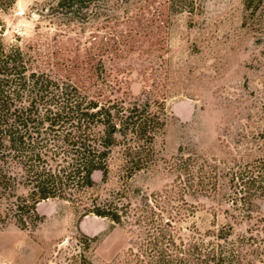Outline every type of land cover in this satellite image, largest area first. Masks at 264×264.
Returning <instances> with one entry per match:
<instances>
[{"label":"rangeland","instance_id":"obj_1","mask_svg":"<svg viewBox=\"0 0 264 264\" xmlns=\"http://www.w3.org/2000/svg\"><path fill=\"white\" fill-rule=\"evenodd\" d=\"M55 1L15 0L0 12L4 43L30 69L100 103H140L164 124L137 164L118 144L91 187L39 201L35 227L18 226L12 196H1L0 264H123L145 200L184 239L261 264L264 182L246 191L239 176L264 163V0H192V11L189 0H82L78 10ZM99 202L126 206L128 220L87 211Z\"/></svg>","mask_w":264,"mask_h":264},{"label":"trees","instance_id":"obj_2","mask_svg":"<svg viewBox=\"0 0 264 264\" xmlns=\"http://www.w3.org/2000/svg\"><path fill=\"white\" fill-rule=\"evenodd\" d=\"M187 1L178 0L177 6L184 8ZM14 2L0 0V12ZM189 3L187 10L192 11V0ZM54 4L78 10L82 0H56ZM3 28L0 18V198L10 193L8 209L15 223L32 228L41 219L36 212L39 201L68 199L71 186L91 187L92 173H107V159L118 144L124 146L125 160L137 164L144 144L151 143L164 123L140 103H100L70 82L30 69L25 53L4 43ZM239 178L246 191L255 183L262 184L264 163ZM184 180L186 188L194 186L191 173ZM17 184L27 188L25 195L16 193ZM145 201L134 210L133 222L142 232L123 264H253L238 251L217 248L203 239H184L162 217L163 206L156 199L158 205ZM123 207L127 208L99 202L87 211L120 224L128 220ZM260 258L264 264V245Z\"/></svg>","mask_w":264,"mask_h":264}]
</instances>
